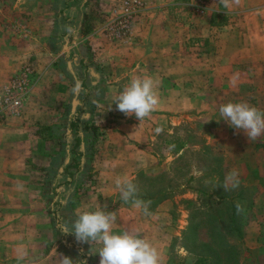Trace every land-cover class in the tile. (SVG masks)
<instances>
[{"label": "crops", "instance_id": "obj_1", "mask_svg": "<svg viewBox=\"0 0 264 264\" xmlns=\"http://www.w3.org/2000/svg\"><path fill=\"white\" fill-rule=\"evenodd\" d=\"M194 1L147 0L132 36L109 44L102 38L104 17L89 12L87 0H0V92L29 60L41 74L20 114L0 119V264H62L61 257L76 255L74 249L83 257L75 235L64 229L71 230L79 212L95 211L91 192L77 198L83 170L77 172L73 164L80 161L82 169L87 163L85 155L74 161L85 151V134H100L93 163L101 170L90 178L116 193L118 177L135 182L156 160L150 139L170 128L173 132L191 109L216 118L218 103L257 100L255 107L264 112V0H239L230 8L206 0L205 16L189 21ZM120 2L91 3H98L94 9L105 5L115 11ZM191 41L211 45L198 58ZM135 76L151 77L159 97L142 122L115 105ZM73 121L79 134L70 128ZM222 132L226 174L235 169L241 190H258L252 209L257 205L264 211V135L249 141L243 130L224 126ZM198 175L191 183L204 172ZM242 181L251 188L244 189ZM90 183L92 189L99 185ZM184 190L206 196L201 190L212 189L191 185ZM132 208L130 200L115 214L134 231L146 215L142 208L133 215ZM252 226L249 236L259 242L263 219Z\"/></svg>", "mask_w": 264, "mask_h": 264}, {"label": "rangeland", "instance_id": "obj_2", "mask_svg": "<svg viewBox=\"0 0 264 264\" xmlns=\"http://www.w3.org/2000/svg\"><path fill=\"white\" fill-rule=\"evenodd\" d=\"M125 1L121 0L119 7L115 6V11L113 9L110 11L105 5H99L97 9H94L92 6H98L96 5L98 3H91L92 0H87V4L90 6L89 12L94 10L104 17L102 38L109 44L122 43L129 39L132 36L137 17L147 6V0H138L142 7L135 15L131 31L124 33L119 21L122 20L126 12ZM202 7L204 8L201 13L200 8ZM207 9L206 0H195L193 5L190 2L189 21L191 17L194 20L201 19L205 16ZM179 11L183 10L179 9ZM180 19L181 23L185 25L184 27H187L188 18H183L182 12ZM215 37L216 34L213 38ZM217 38L213 41L215 42ZM210 45V41L209 44L202 41H191L190 49L194 55L201 58L208 52ZM27 63L32 65L40 81L41 74L37 71L36 66L31 60ZM121 71L124 72V69ZM200 84L202 83H198V85ZM245 101L250 105L257 106V100ZM219 105L220 103H218ZM261 105H264V100ZM215 116L216 118H211L203 113L197 114L195 109H191L185 116H181L180 124L173 132L170 128V130L160 132L157 137L154 136L156 140L150 139L154 143V145L151 144V149L157 154L156 160L154 159L148 164L146 174H140L138 179L133 182L138 190L137 198L151 202L148 208L149 215H146L144 223L137 221L134 231L125 228L126 221H120L119 217L112 227L113 234L131 231L150 242L158 251L159 264H264V211L255 209L257 205H254L252 209L251 205V202H255L254 200L258 198V190H241V183L237 188H232L229 185L225 190L223 185L227 176L226 152L219 140L224 126L230 125L222 120L221 115ZM114 117L119 116L114 115ZM85 138L87 141L85 145L87 163L85 162L82 167L83 173L78 180L81 190H78L77 198L91 192L88 199L94 200L95 211L104 210L115 213L119 207L128 202L121 199L120 191L115 193V190H105L106 185L105 183L100 184L101 179L90 178L91 172L96 170L100 172L101 170L100 165L93 163L95 152L99 150L97 145L100 134L94 135L91 132L88 135L85 134ZM177 154L180 155L179 158ZM229 163L231 162L229 161ZM220 170L224 179L220 178ZM199 172H204V175L191 183L192 176H201L198 175ZM91 181L99 182L97 188L92 189ZM243 183L244 189L251 188V185H248L246 181ZM191 185L195 189L206 187L212 190H201L207 192L206 196L197 195L195 192L191 194L190 191L193 190H184ZM237 202L242 205V212H237ZM159 205H162L161 209L156 212ZM188 210L191 212L190 218ZM130 212L139 216V209L132 208ZM158 213L160 215H155ZM56 218H58V214H56ZM259 219H263L262 235L260 241L255 242L254 236L250 237L249 235H252L251 233L254 231L253 221L257 222ZM191 220L197 226L196 230H193L194 227L191 228V231L188 230ZM235 229L240 230L241 238L235 234ZM78 243L84 255L81 257L76 249H74L76 255L69 253L74 264L79 262L100 264L98 250L101 245ZM87 255L91 256V259H85L84 256ZM206 257L209 259H205Z\"/></svg>", "mask_w": 264, "mask_h": 264}, {"label": "clouds", "instance_id": "obj_3", "mask_svg": "<svg viewBox=\"0 0 264 264\" xmlns=\"http://www.w3.org/2000/svg\"><path fill=\"white\" fill-rule=\"evenodd\" d=\"M239 0H220L225 8ZM159 97L155 91V84L149 76H135L128 86L115 98L117 110L126 116H135L140 122L157 108ZM219 113L222 120L231 127L243 130L249 141L257 140L264 135V112L246 102L221 103ZM116 187L120 191L121 199L131 200L136 209H143L149 215L150 201L137 198V187L127 177L117 178ZM240 179L237 170L233 169L225 177L224 188L239 187ZM106 207V206H105ZM237 212H242V205L236 203ZM114 212L104 210L83 211L77 214L71 230L65 228L64 233H73L78 242L99 244L100 264H159L157 249L139 234L125 231L122 234H113L112 227L116 222ZM26 253H21V258ZM62 264H74L71 257H61Z\"/></svg>", "mask_w": 264, "mask_h": 264}, {"label": "built area", "instance_id": "obj_4", "mask_svg": "<svg viewBox=\"0 0 264 264\" xmlns=\"http://www.w3.org/2000/svg\"><path fill=\"white\" fill-rule=\"evenodd\" d=\"M126 12L119 21L124 33L131 31L132 23L137 12L142 5L138 0H126L124 2ZM200 8L201 13L202 9ZM39 81L30 63L25 64L23 68L11 76L8 83L0 92V119L5 120L8 117L20 114L21 108L27 100L30 93Z\"/></svg>", "mask_w": 264, "mask_h": 264}, {"label": "trees", "instance_id": "obj_5", "mask_svg": "<svg viewBox=\"0 0 264 264\" xmlns=\"http://www.w3.org/2000/svg\"><path fill=\"white\" fill-rule=\"evenodd\" d=\"M70 128L72 130H75L76 133L79 134V128L77 127V124H76L75 121H73V123L71 124ZM84 155H85V151L84 150L82 151V149H81V153H78V154L75 155L74 161L76 160V158L78 156H79V159H80V158L84 157ZM73 166L76 167L77 172H79V173L81 172L82 169H81V162L80 161H78L75 164H73ZM71 168H72V166L71 165H68L67 168H66L67 169V172L70 171ZM188 202L191 203V201H188ZM192 227H194L193 230H196L197 229V226L194 224L193 220H191V223H190V226H189L188 230L191 231V228ZM59 229H61L60 226H59ZM239 231L237 229H235V232H236L235 234L241 238L242 237V234ZM79 250H80V248H79ZM205 259H209V257H206Z\"/></svg>", "mask_w": 264, "mask_h": 264}]
</instances>
